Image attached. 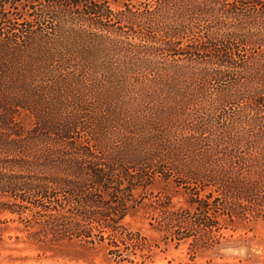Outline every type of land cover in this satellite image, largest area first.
Here are the masks:
<instances>
[{
	"label": "trees",
	"instance_id": "1",
	"mask_svg": "<svg viewBox=\"0 0 264 264\" xmlns=\"http://www.w3.org/2000/svg\"><path fill=\"white\" fill-rule=\"evenodd\" d=\"M0 0V224L39 245H151L155 180L191 251L264 218V0Z\"/></svg>",
	"mask_w": 264,
	"mask_h": 264
},
{
	"label": "rangeland",
	"instance_id": "2",
	"mask_svg": "<svg viewBox=\"0 0 264 264\" xmlns=\"http://www.w3.org/2000/svg\"><path fill=\"white\" fill-rule=\"evenodd\" d=\"M124 0H116L113 7ZM144 1V0H138ZM133 2H136L134 0ZM164 193L174 204L181 196L170 183L155 180L145 191L141 205L124 220L131 231H139L151 245L132 261L117 262L100 245L65 241L56 245H39L20 231L18 223L0 224V264H264V218L237 222L233 231L224 230L218 243L191 251L188 241L176 244L165 239L156 224V194Z\"/></svg>",
	"mask_w": 264,
	"mask_h": 264
}]
</instances>
